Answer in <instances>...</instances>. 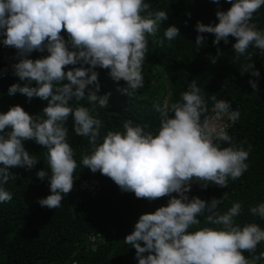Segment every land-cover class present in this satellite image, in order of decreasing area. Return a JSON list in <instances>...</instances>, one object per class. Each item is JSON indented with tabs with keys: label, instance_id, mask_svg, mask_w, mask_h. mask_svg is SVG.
<instances>
[{
	"label": "clouds",
	"instance_id": "clouds-1",
	"mask_svg": "<svg viewBox=\"0 0 264 264\" xmlns=\"http://www.w3.org/2000/svg\"><path fill=\"white\" fill-rule=\"evenodd\" d=\"M229 2L227 11H217L218 23L198 21L197 32L213 33L216 45L235 37L232 48L236 59L245 56L249 61L240 65L241 75L250 71L259 77L248 49L264 51V29L251 23L264 0ZM150 8L146 0H0L2 43L18 50L21 58L13 66L14 74L27 80L23 86L13 83L8 95L20 93L48 102L43 117L30 114L21 105L0 112V203L13 199L5 187L10 178H15L10 169L20 166L31 170L38 164L37 156L30 154L23 143L35 139L47 149L50 168V174L40 169L37 176L41 180L49 177L51 189V194L38 203L52 209L61 206L64 196L73 189L78 167L68 142L67 122L71 117L74 133L87 137L91 146V151L82 156L84 167L92 172L99 170L137 198L155 200L179 194L171 196L167 205L140 215L134 230L126 236L124 242L136 249L138 264H259L264 261V251L249 258L244 250L256 252L257 245L264 242V227L255 222H236L243 211L241 202L220 212L218 206L227 199L226 193L210 202L187 195L193 180L205 188L209 183L224 187L229 179L235 181L249 168L251 146L246 150L233 143L228 132L241 115L229 101L212 95L209 109L193 79L179 101L169 103L166 99L162 105H155L160 113V127L155 133L146 131V125L126 121L124 131H108L101 138L103 123L97 109L108 107L111 93L98 94L101 85L96 67L110 69L108 74L114 81L124 80L127 86L122 91L132 96L144 86L142 69L148 37L164 46L165 40L171 42L180 34L173 24L166 27L163 38H158L169 13ZM62 29L69 40L61 34ZM204 43L205 37L197 35L195 46ZM45 49L49 55L29 58L33 51ZM211 59L216 63L218 56ZM78 62L90 66L65 71L66 65ZM65 79L68 83L62 84ZM33 81L36 86H32ZM249 83L253 89L258 88L257 80ZM85 100L91 107L80 103ZM6 128L11 130L5 132ZM249 211L264 220V202ZM198 214H206L210 226L194 227L201 224Z\"/></svg>",
	"mask_w": 264,
	"mask_h": 264
},
{
	"label": "trees",
	"instance_id": "trees-1",
	"mask_svg": "<svg viewBox=\"0 0 264 264\" xmlns=\"http://www.w3.org/2000/svg\"><path fill=\"white\" fill-rule=\"evenodd\" d=\"M146 2L151 5V11L166 10L169 13L168 20L158 31V38H163L166 27L173 24L179 28L180 34L171 42L165 40L164 46L153 42V37H148V52L142 69L144 86L132 96L122 91L127 86L124 80L114 81L108 74L110 69L96 67L101 85L98 94L111 93L108 107L97 109L103 123L101 138L108 131H124L126 121L146 125V131L155 133L160 127V113L155 105H162L166 99L169 103L179 101L181 94L195 79L209 109L213 104L211 96L215 95L217 99L229 101L231 107L240 111V119L229 135L233 143L242 145L246 150L251 146V151L247 160L249 168L241 177L235 181L229 179L224 187L209 183L205 188L201 182L193 180L187 195L189 199L199 196L210 202L212 198H221L226 193L227 199L218 206L220 212L239 201L243 211L236 222L241 225L255 222L264 227V220L249 211L252 206L264 202V51L252 47L248 49L253 53L252 62L259 69L260 76L254 77L250 71L241 75L240 65L249 61L245 56L236 59L232 48L235 37L229 36L228 43L221 40L216 45L213 33L197 32L198 21L218 23L216 13L218 10L227 11L231 7L229 0H219V3L213 0ZM251 23L256 24L258 29H264V6L254 13ZM61 34L66 41L70 39L66 30L62 29ZM197 35L205 37V43L199 48L195 46ZM2 39L0 37V112L21 105L30 114L43 117L47 101L39 97L29 99L20 93L8 95V88L13 83L23 86L27 80H20L14 74L13 66L21 57L17 49L5 46ZM49 54L46 49L43 52L35 50L29 58L38 59ZM213 56H218L216 63H212ZM80 66L90 65L78 62L66 65L65 71ZM251 79L258 81L257 89L249 83ZM61 83L68 81L65 79ZM32 86H36L35 81ZM88 87L94 88V85ZM85 91L87 93L88 88ZM80 103L91 107L86 100ZM67 126L68 142L78 163L73 189L64 196L60 207L41 206L38 200L51 194L49 177L41 180L37 176L40 169H46L50 174L47 149L35 139L23 142L26 150L36 155L39 162L31 170L20 166L10 169L15 178H10L5 187L12 193L13 199L0 203V264H138L136 249L124 242L126 236L134 230L140 215L154 212L167 205L171 196L179 194L149 200L137 198L134 192L121 190L110 177L99 170L92 172L82 165V156L91 151L88 138L74 133L71 117ZM10 130L6 128L5 132ZM83 180L99 182L96 195L77 191ZM205 216L198 214L201 224L194 227L210 226ZM262 251L264 242L257 245L254 254L248 250H244V254L250 258ZM259 264H264V261Z\"/></svg>",
	"mask_w": 264,
	"mask_h": 264
},
{
	"label": "built area",
	"instance_id": "built-area-1",
	"mask_svg": "<svg viewBox=\"0 0 264 264\" xmlns=\"http://www.w3.org/2000/svg\"><path fill=\"white\" fill-rule=\"evenodd\" d=\"M233 108V107H232ZM233 110H235L233 108ZM235 124L229 127L228 132L234 128ZM77 191H88L92 195H96L99 191V182L97 180H83L77 187Z\"/></svg>",
	"mask_w": 264,
	"mask_h": 264
}]
</instances>
